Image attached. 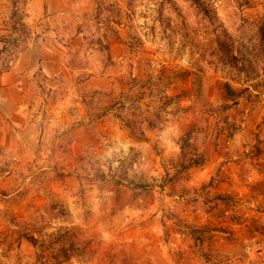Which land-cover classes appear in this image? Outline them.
Instances as JSON below:
<instances>
[{"label":"rangeland","instance_id":"rangeland-1","mask_svg":"<svg viewBox=\"0 0 264 264\" xmlns=\"http://www.w3.org/2000/svg\"><path fill=\"white\" fill-rule=\"evenodd\" d=\"M208 1L0 0V264H234L264 198V0Z\"/></svg>","mask_w":264,"mask_h":264},{"label":"crops","instance_id":"crops-1","mask_svg":"<svg viewBox=\"0 0 264 264\" xmlns=\"http://www.w3.org/2000/svg\"><path fill=\"white\" fill-rule=\"evenodd\" d=\"M212 174H213V171L210 168L206 169L203 172V174H201V177H200L201 184L203 182H207L208 178L211 177ZM253 185L254 184L250 185L252 189H254L255 187V185L254 186ZM257 185H256L257 186L256 190L259 191V194H262L264 197V179L262 177L260 179V182L258 181ZM238 195H239L238 199H241L240 196L242 194L239 193ZM233 199L235 200L237 199V197ZM258 202H261L262 211L255 214L254 215L255 217L253 220H251V222L250 221L247 222L248 225L243 227L245 229H243V233L240 236H238L239 238L237 237L236 234L234 235L236 236V239L234 240L236 244L232 246L234 249L232 251V256L234 257V261H233L234 264H264V250L259 256L256 257L255 255L247 253L246 248H245L246 247L245 245L248 243V240H250L253 235H256L258 238H260L264 242V198L260 200L258 199ZM232 226L236 228L234 224H232ZM237 238H238V241H237Z\"/></svg>","mask_w":264,"mask_h":264},{"label":"trees","instance_id":"trees-1","mask_svg":"<svg viewBox=\"0 0 264 264\" xmlns=\"http://www.w3.org/2000/svg\"><path fill=\"white\" fill-rule=\"evenodd\" d=\"M191 5H194L196 7V9L204 14L205 16H209L210 14V10L208 9L207 5H210L208 0H188ZM246 2L248 0H245ZM264 43V39L262 40ZM99 44L105 48H108V43H104L103 41H99ZM220 52L222 58L224 59V61L228 62L229 60H234L236 61L237 58L232 54V50H233V46L230 44V42L228 40H224L220 43ZM226 89L228 90V92H232V88L230 83H226ZM199 162L194 161L193 164H198ZM30 240L32 241H36V239L34 237H31ZM74 245H69V247H65L64 245L61 246L59 249H53V253H52V258H54V263L52 264H64L67 260H69L71 258V250L73 249Z\"/></svg>","mask_w":264,"mask_h":264}]
</instances>
